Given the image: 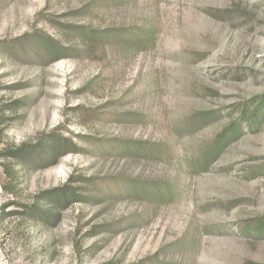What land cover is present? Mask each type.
I'll list each match as a JSON object with an SVG mask.
<instances>
[{"label": "rangeland", "instance_id": "374dc122", "mask_svg": "<svg viewBox=\"0 0 264 264\" xmlns=\"http://www.w3.org/2000/svg\"><path fill=\"white\" fill-rule=\"evenodd\" d=\"M76 26L150 27L156 44ZM57 138V156H9ZM117 176L159 194L92 198L96 180L141 194ZM263 222L264 0H0V264H264Z\"/></svg>", "mask_w": 264, "mask_h": 264}, {"label": "trees", "instance_id": "16d2710c", "mask_svg": "<svg viewBox=\"0 0 264 264\" xmlns=\"http://www.w3.org/2000/svg\"><path fill=\"white\" fill-rule=\"evenodd\" d=\"M107 1L104 3H100V5H104ZM105 6V5H104ZM76 30L81 32L85 38L89 41H97L100 39L105 38V36H112L113 37V42L114 44H119L121 48H125L128 50H133L136 49L137 51L139 50H147L151 48L152 46H155L156 44V33L153 28L150 27H133L132 29H127V28H120L115 31H110L111 33L107 34H102L101 31H94L90 30L88 28H84L82 26H76ZM102 34V35H101ZM44 43L46 44V47L50 49L53 52V56H58L61 54L62 51L66 50V48L59 46L58 44H53L47 37L43 38ZM147 84H142L141 83L138 85V88L136 87V90H134L132 97H135L134 95H137L138 93L142 92ZM136 93V94H135ZM67 139L63 138H57L55 139V143L53 145H48L46 146H39V145H34L30 146L28 148L22 149L15 151L13 153H10L14 159H20L22 161H32V162H41L45 159H47V151L48 153L50 151H53L54 154L57 156L58 154H61V151L64 150L67 146ZM100 142H96V147L99 150V153L105 154L107 156H112V157H120V158H132V159H153V158H158L156 154L155 156L151 153L154 151H157L158 149L154 146H150V151L147 148V142L146 141H131L128 139H120V140H102L99 139ZM47 150V151H44ZM149 153V154H148ZM4 156H7L6 154ZM28 159V160H27ZM30 159V160H29ZM116 179H122L125 181H128L130 185L132 186L131 188L135 187H140L141 188V194L140 195H133L131 193L126 192L127 185L125 187H115V184H107L96 180L94 184L97 182L98 185H93L94 189H97L96 192V197L92 198H97L99 196V193L105 192L103 197L107 196L106 198H144V199H151L153 197H156V195L159 194V190H155L153 188V185L146 186L141 181H135L133 179H128L125 177H116ZM115 179V180H116ZM107 184V185H104ZM144 185V186H143ZM125 189V190H123ZM45 198L48 200L53 198V200L61 201L66 197V195H63L61 192V189H57L54 191H49L46 192L44 195ZM15 213V212H14ZM32 218L35 220H40L43 216L41 213L40 209H35L32 213ZM44 218V217H43ZM264 228V222L259 225L256 229H263Z\"/></svg>", "mask_w": 264, "mask_h": 264}]
</instances>
